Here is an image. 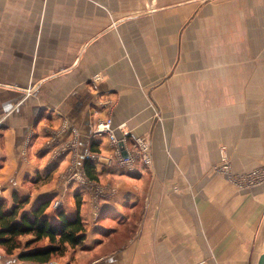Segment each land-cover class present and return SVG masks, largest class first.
I'll use <instances>...</instances> for the list:
<instances>
[{
	"label": "crops",
	"instance_id": "obj_1",
	"mask_svg": "<svg viewBox=\"0 0 264 264\" xmlns=\"http://www.w3.org/2000/svg\"><path fill=\"white\" fill-rule=\"evenodd\" d=\"M108 119L150 141V166L86 161L112 154L93 135ZM222 149L236 174L264 167V0H0V201L81 218L55 264H258L264 184L216 175ZM19 241L0 264L55 246Z\"/></svg>",
	"mask_w": 264,
	"mask_h": 264
},
{
	"label": "built area",
	"instance_id": "obj_2",
	"mask_svg": "<svg viewBox=\"0 0 264 264\" xmlns=\"http://www.w3.org/2000/svg\"><path fill=\"white\" fill-rule=\"evenodd\" d=\"M103 80L101 75H95L91 81L95 89H97L99 83ZM120 132V135H118ZM93 135H107L109 142L112 146L113 152L110 155H104L101 153L87 152L85 159L94 165L104 167H120L125 168L128 171H134L138 161H142L145 165L150 166L152 164L151 144L147 138L135 137L126 128L125 125L114 126L113 121L108 119L107 121H101L96 129L93 131ZM132 138L134 144L130 146L129 139ZM76 146L74 142L70 147ZM67 148H63L58 155H64ZM216 175H221L230 183H234L240 189H251L264 184V167L258 168L247 174H236L233 171L230 158L225 152V149L221 150V161L213 169ZM73 182H77L87 187H91L93 183L86 178L85 175L78 172L71 171L66 177V184L70 185ZM1 195V187H0ZM64 205V200L60 199L53 205L55 209H60ZM95 216H98L97 209L98 203L95 204ZM48 264H55L50 262Z\"/></svg>",
	"mask_w": 264,
	"mask_h": 264
},
{
	"label": "trees",
	"instance_id": "obj_3",
	"mask_svg": "<svg viewBox=\"0 0 264 264\" xmlns=\"http://www.w3.org/2000/svg\"><path fill=\"white\" fill-rule=\"evenodd\" d=\"M86 173L90 180H94L90 175L89 167ZM14 199L16 202L11 211H7L4 201H0V245L8 254L22 247L19 241L21 236L33 235L36 237V242L48 239L55 246L22 254L20 259L48 264L53 262L54 257L64 253L65 245L75 247L84 240L82 233L85 232V226L80 217L71 220L59 210L57 213L59 223L53 224L47 216H44L50 205L49 202L39 205L30 216L21 213L28 201H20L17 195Z\"/></svg>",
	"mask_w": 264,
	"mask_h": 264
},
{
	"label": "water",
	"instance_id": "obj_4",
	"mask_svg": "<svg viewBox=\"0 0 264 264\" xmlns=\"http://www.w3.org/2000/svg\"><path fill=\"white\" fill-rule=\"evenodd\" d=\"M258 264H264V252L260 257Z\"/></svg>",
	"mask_w": 264,
	"mask_h": 264
},
{
	"label": "rangeland",
	"instance_id": "obj_5",
	"mask_svg": "<svg viewBox=\"0 0 264 264\" xmlns=\"http://www.w3.org/2000/svg\"><path fill=\"white\" fill-rule=\"evenodd\" d=\"M218 164H219V163H218ZM218 164H217V165H218ZM215 166H216V165H215ZM215 166H214V168H215Z\"/></svg>",
	"mask_w": 264,
	"mask_h": 264
}]
</instances>
